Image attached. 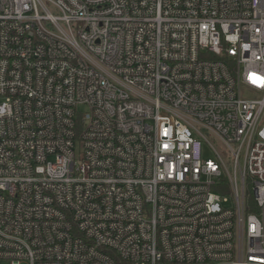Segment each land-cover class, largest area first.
I'll use <instances>...</instances> for the list:
<instances>
[{
  "label": "built area",
  "instance_id": "2783aa9c",
  "mask_svg": "<svg viewBox=\"0 0 264 264\" xmlns=\"http://www.w3.org/2000/svg\"><path fill=\"white\" fill-rule=\"evenodd\" d=\"M2 259L264 264V0H0Z\"/></svg>",
  "mask_w": 264,
  "mask_h": 264
},
{
  "label": "rangeland",
  "instance_id": "374dc122",
  "mask_svg": "<svg viewBox=\"0 0 264 264\" xmlns=\"http://www.w3.org/2000/svg\"><path fill=\"white\" fill-rule=\"evenodd\" d=\"M248 93V92H246ZM212 142L214 143V145L221 151H223L224 153V146H222V144L216 140V139H213ZM205 156L206 157H214L213 153L208 151L207 149H205ZM0 264H13L10 260H5V259H2L0 260Z\"/></svg>",
  "mask_w": 264,
  "mask_h": 264
},
{
  "label": "trees",
  "instance_id": "16d2710c",
  "mask_svg": "<svg viewBox=\"0 0 264 264\" xmlns=\"http://www.w3.org/2000/svg\"><path fill=\"white\" fill-rule=\"evenodd\" d=\"M222 194H228L229 193V185L226 186V189H217Z\"/></svg>",
  "mask_w": 264,
  "mask_h": 264
}]
</instances>
